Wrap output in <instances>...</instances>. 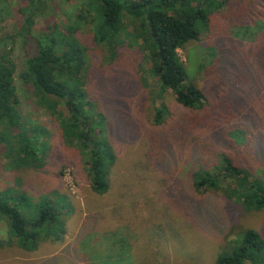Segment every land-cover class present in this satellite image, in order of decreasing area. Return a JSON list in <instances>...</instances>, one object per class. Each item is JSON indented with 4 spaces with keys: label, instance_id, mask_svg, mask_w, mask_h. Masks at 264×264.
Instances as JSON below:
<instances>
[{
    "label": "trees",
    "instance_id": "trees-1",
    "mask_svg": "<svg viewBox=\"0 0 264 264\" xmlns=\"http://www.w3.org/2000/svg\"><path fill=\"white\" fill-rule=\"evenodd\" d=\"M48 1L0 0V9L6 10L0 21L8 18L10 12L25 17L20 20L21 28L0 37V146L7 144L8 151L24 167L37 168L44 156L41 149L45 142L40 141V134L45 128L33 120H22L27 105L22 106L15 84L17 64L11 52L13 41L21 37L23 45L29 42L30 47L18 78L29 85L34 106L51 112L65 143L76 144L83 151L91 188L102 194L110 186V167L116 160L104 127H109V118L102 111H95L91 103L93 98L86 89L87 49L79 39L76 42L72 29L54 31L61 27L52 22L47 26L52 31L32 34L34 16L45 10ZM93 2L99 12V21L94 26L98 40H117L120 29L125 28L123 23H129L132 28L126 33L142 42L141 50L147 52L152 62V73L161 92L171 91L176 102L188 109L199 108L204 100L209 101L205 112L189 110L170 123L166 105L157 108L154 121L161 133L151 139L140 165L147 171L162 173L158 183L163 189L171 187V180L176 188L181 178L175 170H185L195 191L220 192L227 198L233 192L244 206L264 209V176L260 174L264 169L261 151L264 131H254L253 123L235 125L236 118L251 105L244 102L236 88L250 89L257 83L252 89L257 92L255 99L264 94V9L258 11L264 0ZM225 5L230 6L227 15L230 23L223 32L211 25ZM204 31L207 35L201 39ZM6 39L12 44H7ZM187 49L197 56L193 67L206 74L207 80L213 79V88L207 89L210 96L195 78L189 77L178 54V50H186L189 58ZM250 75L255 76V81L249 79ZM230 83L232 92L220 93L227 91ZM51 100L62 102L66 112L51 109ZM219 109L222 111L217 112ZM182 152L188 156L183 158ZM69 207L60 195L32 200L14 187L0 190V219L7 222L14 239L10 243L23 250L33 251L55 229L65 233L62 226ZM230 232L231 229L228 236ZM215 262L264 264L262 235L252 228L241 229L236 239L221 245Z\"/></svg>",
    "mask_w": 264,
    "mask_h": 264
},
{
    "label": "rangeland",
    "instance_id": "rangeland-1",
    "mask_svg": "<svg viewBox=\"0 0 264 264\" xmlns=\"http://www.w3.org/2000/svg\"><path fill=\"white\" fill-rule=\"evenodd\" d=\"M260 5L258 11L264 9V3ZM229 11L230 6L225 5L215 15L211 27L218 26V30L225 32L223 28L230 23ZM5 13L6 10L0 9V15ZM13 15L10 12L8 18L0 21V37L21 28L20 20L25 17ZM97 21L99 12L93 0H50L45 10L34 16L31 32L40 35L56 22L61 28L54 31L72 29L76 42L79 39L87 49L86 89L93 98L95 111L100 110L109 118V127H104L116 159L110 167V186L102 194L91 188L83 151L76 144L65 143L50 111L34 106L29 85L18 78L30 43L24 46L21 37L15 39L11 52L17 64L15 84L22 106L27 105L22 120H33L45 128L40 131V141L45 146L41 149L44 156L34 168L22 166L8 151L7 144H2L0 190L14 187L32 200L60 195L70 207L62 226L65 233L55 229L33 251L10 243L14 239L7 222L0 219V264H216L221 245L231 243L241 229H255L264 239V209L244 206L233 192L227 198L220 192L195 191L185 170H175L181 178L176 188L171 180V187L163 189L158 183L162 173L147 171L140 165L151 139L161 133L154 121L157 108L166 105L170 123L189 110L205 112L209 101L204 100L199 108L188 109L176 102L171 91L161 92L152 73V62L147 52L141 50L142 42L126 33L132 26L124 22L125 28L120 29L117 40L100 41L94 28ZM206 35L207 32H202L201 39ZM5 42L12 44L8 39ZM187 50L190 60L186 50H178V54L189 77L195 78L210 96L207 89L213 88V79L207 80L206 74L193 67L197 56ZM250 77L255 81L254 75ZM253 85L250 89L236 88L244 102L251 105L241 114L244 120L238 116L235 125L253 123L254 131H264V94L256 100L257 92L252 89L258 84ZM227 87V91L220 93L230 94L231 83ZM51 104V109L66 112L62 102L51 100ZM261 151L264 153V145ZM182 153L183 158L188 156ZM189 167L190 164L186 165L187 170ZM260 174L264 176V169Z\"/></svg>",
    "mask_w": 264,
    "mask_h": 264
}]
</instances>
